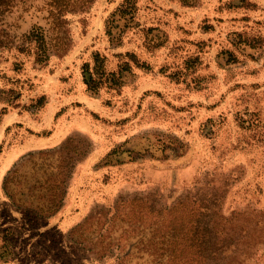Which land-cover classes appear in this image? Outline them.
I'll return each instance as SVG.
<instances>
[{
  "label": "rangeland",
  "instance_id": "obj_1",
  "mask_svg": "<svg viewBox=\"0 0 264 264\" xmlns=\"http://www.w3.org/2000/svg\"><path fill=\"white\" fill-rule=\"evenodd\" d=\"M14 4L0 21V264H115L137 231L190 227L220 234L219 264H264V0ZM38 26L44 62L24 36ZM63 142L81 152L63 203L30 220L13 199L35 207L21 188L36 177L12 198L4 176Z\"/></svg>",
  "mask_w": 264,
  "mask_h": 264
},
{
  "label": "trees",
  "instance_id": "obj_2",
  "mask_svg": "<svg viewBox=\"0 0 264 264\" xmlns=\"http://www.w3.org/2000/svg\"><path fill=\"white\" fill-rule=\"evenodd\" d=\"M14 3L15 0H0V21L4 14L12 10L15 6ZM24 36L26 41L33 44L35 61H46L49 47L53 46L51 41L47 40L42 28L40 26L33 27ZM59 48L60 46L55 44V49ZM4 110L5 108H1V112ZM65 146L66 142H63L53 148L28 152L22 158L23 160L14 164L4 176L3 188L12 198L13 195L8 190L11 183L22 185V180L28 182V177H36L29 180L26 188H21L22 194L26 193L29 197L37 200L38 204L35 207L30 206L31 202L21 203L13 199L30 220L50 216L63 203L67 179L79 161L78 155L81 153H77L75 148L72 151L64 150ZM26 162H31L32 165L25 166ZM45 162L47 165L44 166L41 173H38L37 169L30 171L38 163ZM140 214L139 220L144 221L146 213L141 210ZM82 227L83 225L76 227L75 232L79 237L84 235ZM109 237L107 233H98L97 237L93 239L99 246L96 244L92 246V249H98L95 253L102 254L109 251L112 245ZM219 237L220 234L217 232L203 231L198 227H190L182 232L160 229L150 233L137 231V238L128 243L127 247L122 249L119 254H116L115 264H130L129 258L133 253H137V264H219L217 261L222 260L223 251L227 250L226 247L218 245L220 244ZM123 238L126 239L125 236ZM258 244L259 242L252 241L248 245L250 251L253 246ZM242 256L244 259L249 257L247 251Z\"/></svg>",
  "mask_w": 264,
  "mask_h": 264
}]
</instances>
